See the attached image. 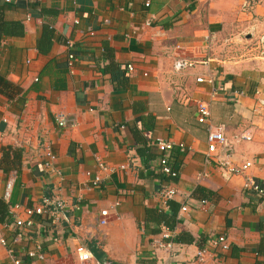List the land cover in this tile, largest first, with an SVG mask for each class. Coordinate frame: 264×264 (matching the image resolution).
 <instances>
[{"label":"crops","instance_id":"crops-1","mask_svg":"<svg viewBox=\"0 0 264 264\" xmlns=\"http://www.w3.org/2000/svg\"><path fill=\"white\" fill-rule=\"evenodd\" d=\"M0 8L5 21L23 27L22 37L0 43V77L20 89L9 97L0 86V232L22 264H75L80 244L102 264H188L220 235L229 251L208 248L203 264H264V202L243 191L242 176L225 181L204 164L207 131L196 122V106L207 102L228 137L250 131L233 160L250 161L247 175L264 187V112H253L257 88L264 98V62L249 52L264 31V0H150L148 7L145 0H0ZM43 24L54 32L45 56L36 49ZM67 39L75 46L72 73ZM180 59L195 65L176 73ZM116 68L123 86L112 82ZM198 78L230 92L211 100L213 86ZM235 89L243 92L237 101ZM58 114L76 126L58 127ZM157 139L174 144L166 156L175 180L158 169ZM143 147L152 160L139 156ZM47 150L53 172L45 167ZM98 161L114 171H100ZM164 187L176 191L166 204ZM50 195L80 209L56 226L34 216L14 245L10 207H32ZM171 203L177 222L167 230L151 214L170 213ZM37 246L44 260L27 257ZM0 264H12L2 247Z\"/></svg>","mask_w":264,"mask_h":264},{"label":"built area","instance_id":"built-area-1","mask_svg":"<svg viewBox=\"0 0 264 264\" xmlns=\"http://www.w3.org/2000/svg\"><path fill=\"white\" fill-rule=\"evenodd\" d=\"M6 4L16 3L17 0H3ZM150 5V0H145V6L148 7ZM64 45L67 48L66 55V65L69 70V73H72V68L74 66V62L76 61L75 56V46L74 43L67 39L64 42ZM251 53V57L260 59L264 62V31L260 33L251 48L249 49ZM195 63L187 60H176L173 63V70L176 73H179L183 70L189 69L193 67ZM128 72L133 71V66H127ZM197 83L207 82L213 86L210 99L214 100L219 94L229 93L228 87L225 88L223 85H218L212 78L203 79L198 78ZM37 82V79H35ZM264 85V81H263ZM232 95L234 99L241 97L243 92L235 89L232 91ZM255 95L257 96L255 106L253 108V112L255 114H260L264 112V98H261L260 89L255 90ZM196 122L199 125H204L207 131V151L205 153L204 164L208 167H213L218 171L221 178L225 181H230L232 178L237 176L243 177L242 189L246 193H251L259 196L264 202V187L261 186L257 181H255L252 177L247 175L248 169L252 166L250 161L244 162L242 164H237L233 160L235 146L243 143L249 142L252 139V134L250 131L245 130L241 132H235L229 137L225 133V127L223 125H214L212 122L210 104L207 102H201L196 106ZM56 123L58 127H75L76 121L74 119H68L63 114H58L56 116ZM154 146L157 148L161 156L158 157L157 165L159 171L170 177L171 180H175L178 176L177 172L173 170L168 164V158L166 153L170 152L174 148V144L167 140L157 139L154 142ZM181 152H184L185 147H179ZM48 161L45 163V167L50 169L52 172L54 171L52 167V161L54 157L51 155L49 150H47ZM99 162V169L102 172L112 173L114 169L107 167L103 163ZM60 177V174H56ZM207 177L206 173H200L198 175L199 179H204ZM100 182V178L96 177L93 184L97 186ZM11 184L7 185V190L5 192V199H8L9 190ZM160 195L166 204L169 200L173 199L176 196V191L173 188L164 187L160 191ZM80 205L78 203L72 204L71 207L67 205V203L57 197V196H44L40 203L32 207H20L19 205H13L10 207V215L12 220V225L16 227L17 232L12 237V243L17 245L20 243L22 237L26 234V232L32 229L33 217L34 216H47L51 220V224L53 226L58 225L62 220L66 218L68 212L79 210ZM22 211L24 214V218L19 216V212ZM187 209L185 206L181 207V212H186ZM102 215H106V211L101 212ZM102 224H105L104 221H101ZM0 247L6 248L9 257L12 260V264H22L21 258L15 254V250L8 246L4 235L0 232ZM172 247V242H169L165 245V248L170 249ZM208 248H219L222 252H227L230 249V243L228 241L227 236L220 235L210 240L207 248L199 250L195 256V258L189 261L188 264H203L206 262L209 252ZM27 257L30 259L44 260L45 255L41 252V247L37 246L36 250H30L26 252ZM75 264H102L97 261L89 249H87L84 245L80 244L75 248ZM138 264V263H136Z\"/></svg>","mask_w":264,"mask_h":264},{"label":"trees","instance_id":"trees-1","mask_svg":"<svg viewBox=\"0 0 264 264\" xmlns=\"http://www.w3.org/2000/svg\"><path fill=\"white\" fill-rule=\"evenodd\" d=\"M42 14H49L45 9H41ZM55 15V13H53ZM53 29L48 24L42 25V32L40 38L36 42V49L41 55H48L52 48V40H53ZM23 36V27L19 22H7L3 18V9L0 8V43L2 38L7 37H22ZM114 69V68H113ZM117 69V68H116ZM123 70V69H122ZM111 72V79L114 84L118 83L119 85H124L125 82V74L122 71L117 70H109ZM65 72V71H63ZM0 86L4 88L5 94L7 96L12 97L19 93L20 89L12 84L11 82L0 77ZM56 89L59 88L57 84L54 86ZM138 154L144 162L150 161L153 157L150 155L149 150L146 147L138 150ZM6 158V154L4 153V159ZM172 168V167H171ZM175 170L174 168H172ZM169 205V204H168ZM170 213L164 214L162 212L153 211L152 218L157 223H163L167 230H172L174 225L177 222V207L174 204H170ZM149 214V213H148ZM172 242V241H171Z\"/></svg>","mask_w":264,"mask_h":264}]
</instances>
